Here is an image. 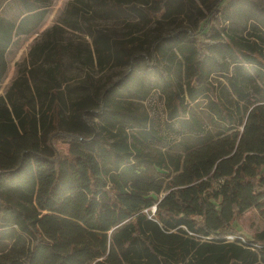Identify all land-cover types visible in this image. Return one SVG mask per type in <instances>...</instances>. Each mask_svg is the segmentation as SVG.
Here are the masks:
<instances>
[{
	"label": "trees",
	"instance_id": "obj_1",
	"mask_svg": "<svg viewBox=\"0 0 264 264\" xmlns=\"http://www.w3.org/2000/svg\"><path fill=\"white\" fill-rule=\"evenodd\" d=\"M22 1L18 21L0 18V84L6 51L51 6ZM174 1L73 0L63 26L77 31L92 13L121 11L169 19ZM210 3L208 16L190 10L192 28L166 44L157 36L126 54L163 79L168 140L125 111L114 87L69 84L57 27L44 32L51 39L0 96V264H264V231L237 228L251 209L264 220V35L226 33L240 5L264 6ZM218 15L221 31L211 25ZM93 44L99 65L126 60L103 34ZM82 62L93 66L92 55ZM153 141L168 148H147Z\"/></svg>",
	"mask_w": 264,
	"mask_h": 264
},
{
	"label": "rangeland",
	"instance_id": "obj_2",
	"mask_svg": "<svg viewBox=\"0 0 264 264\" xmlns=\"http://www.w3.org/2000/svg\"><path fill=\"white\" fill-rule=\"evenodd\" d=\"M49 1L51 6L48 8V16L43 24L32 34L16 38L14 45L6 51L7 72L3 83L0 84V96L4 95L8 86L16 78L17 70H22L28 66L31 52L35 56L39 46L46 40H50L53 35V41H58L61 46H65L62 60L69 84L77 85L88 80L91 86L99 89L101 93L109 90L110 87H114V91L117 92L114 96L121 99V106L125 111H129L138 121L142 123L145 121L165 140L170 139L172 136L166 127L165 95L161 90L163 79L153 71L147 72L140 68L137 63L129 64L126 54L134 46L143 51L142 49L150 45L157 36L164 37L163 44H166V40L174 32L183 27L192 28L190 10L208 16L213 6L210 3L212 0H186V2L175 0L169 7L171 13L169 19H154L149 23L142 22L137 16L130 15L126 11H121L113 18L106 20L98 19L95 13H92L86 17L88 27L80 25V29L77 31L63 26L64 21L69 19L65 13L66 5L73 0ZM253 1L264 6V0ZM188 4L190 9H188ZM136 6L141 8L138 3ZM23 12L22 0H0V18L18 21ZM223 21V17L218 15L216 19L211 21V25L221 31V27H224ZM227 26L226 33L234 36L264 35V13L240 5L237 14ZM52 27H57L56 31L51 36H46L44 32ZM99 33L109 39L111 43L119 46L121 50H124L119 51L118 54L123 55L125 61L118 59L102 65L97 63V58L93 52V38ZM88 54L92 55L93 66L82 62V59ZM142 56L145 57V54L142 53ZM172 68L173 66L170 65V69ZM175 74L176 80L181 81L180 72L176 71ZM181 76L183 80L184 75L182 73ZM198 112L204 116L201 111ZM165 144V142L153 141L146 147L167 149ZM237 228L244 235L252 236L264 231V220L255 210L251 209L237 222ZM235 239L230 238L227 241L233 242ZM109 244L119 254L120 244L115 240L114 232L109 233Z\"/></svg>",
	"mask_w": 264,
	"mask_h": 264
},
{
	"label": "built area",
	"instance_id": "obj_3",
	"mask_svg": "<svg viewBox=\"0 0 264 264\" xmlns=\"http://www.w3.org/2000/svg\"><path fill=\"white\" fill-rule=\"evenodd\" d=\"M154 212V211H153Z\"/></svg>",
	"mask_w": 264,
	"mask_h": 264
}]
</instances>
